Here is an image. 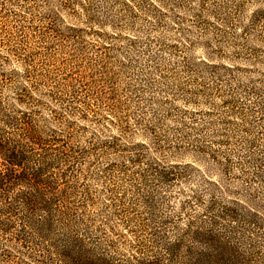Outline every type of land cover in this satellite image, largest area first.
<instances>
[{
    "label": "rangeland",
    "instance_id": "rangeland-1",
    "mask_svg": "<svg viewBox=\"0 0 264 264\" xmlns=\"http://www.w3.org/2000/svg\"><path fill=\"white\" fill-rule=\"evenodd\" d=\"M63 1L11 0L7 6L12 21H18L14 31L37 53L39 75L52 79L50 88L68 83L70 76L78 78L84 86L81 94L87 93L100 113L120 107L132 119V128L146 125L159 141L158 153L152 146L143 163L102 156L93 167L91 187L102 190V182L111 188L115 183L116 199L133 221L134 234L122 227L117 231L120 257L135 255L137 241L146 245L148 255L183 239L190 244L189 231L214 218L229 225L221 212L231 211L246 217L233 226L247 231L226 232L225 239L239 244L251 264H264V186L251 175L248 163L255 158L264 162V0H70L72 12H79L82 4L90 14L119 18V36L132 45L120 41L103 48L109 44L86 39L81 48L58 37L41 43L37 37L49 19L42 17L52 11L58 13L63 34L68 26L87 28L82 18L64 15ZM104 125H110L107 119ZM100 129L91 127L90 132L100 135ZM129 137L128 144L145 141L140 134ZM200 139L225 142L220 150L232 162L231 174L197 161L186 146L183 156L166 152L176 143L182 147ZM86 161H94V156ZM114 161L126 164L128 171L111 173L107 179L97 176ZM153 162L166 172L173 164L193 167L189 175L179 172L175 181L162 182L146 172ZM253 180L256 184H247ZM150 198L155 199L154 209L146 203Z\"/></svg>",
    "mask_w": 264,
    "mask_h": 264
},
{
    "label": "trees",
    "instance_id": "trees-1",
    "mask_svg": "<svg viewBox=\"0 0 264 264\" xmlns=\"http://www.w3.org/2000/svg\"><path fill=\"white\" fill-rule=\"evenodd\" d=\"M71 2H62L64 15L76 20L82 18L87 28L68 26L63 34L57 25L58 13L52 11L42 17L49 19L45 21L47 28L39 31L37 38L41 43L58 37L73 40L83 48L89 39L109 44L103 48H110L127 41L119 36L118 30H123L119 18L90 14L82 4L79 12H72L74 2ZM10 3L11 0H0V263L163 264L166 260V264H251L247 255L241 253L240 245L224 237L226 232L242 235L247 231L233 226L246 217L231 211L221 212L229 225L214 218L207 225L189 231L190 244L183 239L168 244L164 252L148 255L146 245L136 237L135 255L129 259L120 257L118 229L122 227L134 234L130 227L133 221L127 218L129 211L116 199L115 183L111 188L102 182L103 189L99 190L93 189L89 181L98 157L118 156L127 158L130 164H140L145 151L152 146L158 153L155 131L146 125L132 128V119L120 107L111 111L109 107L107 115L100 113L91 103V97L81 94L84 86L76 77L70 76L68 83H57L50 88L52 79L39 75L36 51L28 47L29 40L25 41L28 44L24 43L17 34L20 32L14 31L18 21H12L13 15L8 13ZM106 28L111 33L105 32ZM131 43L128 39L127 45ZM14 64L17 66L13 67ZM106 119L108 126L104 125ZM80 123H88L89 127ZM91 127H101L100 135L90 132ZM88 134H91L89 139ZM139 134L145 141L125 142L130 135ZM176 144L166 152L183 156L186 146L197 155V161L209 162L223 174H231L232 162L220 150L225 142L200 139L182 147ZM92 156L94 161H86ZM248 163L252 165L251 175L264 186V162L255 158ZM168 167L166 172L160 163L153 162L147 164L146 172L154 173L162 182H173L179 172L189 175L193 166ZM127 171L126 164L114 161L99 170L97 176L107 179L111 173ZM256 180L247 184H256ZM154 201L150 198L146 203L154 209ZM161 239L156 240L162 242Z\"/></svg>",
    "mask_w": 264,
    "mask_h": 264
}]
</instances>
